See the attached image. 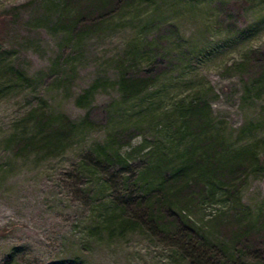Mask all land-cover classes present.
<instances>
[{
  "label": "rangeland",
  "instance_id": "1",
  "mask_svg": "<svg viewBox=\"0 0 264 264\" xmlns=\"http://www.w3.org/2000/svg\"><path fill=\"white\" fill-rule=\"evenodd\" d=\"M63 2L0 0V264H216L146 230L94 234L107 176L80 162L97 145L127 157L128 169L107 178L101 194L131 192L155 150L174 155L190 146L174 133L189 101L209 105L206 135L224 149L253 145L264 155V88L254 90L258 70L247 63L264 65V0H127L86 28ZM123 75L151 84L126 101L116 86ZM41 106L74 123V134L61 150L15 153L16 139L33 133L25 116ZM238 199L249 218L264 220V176L247 177ZM192 205L186 214L200 233L232 210L209 200Z\"/></svg>",
  "mask_w": 264,
  "mask_h": 264
},
{
  "label": "trees",
  "instance_id": "2",
  "mask_svg": "<svg viewBox=\"0 0 264 264\" xmlns=\"http://www.w3.org/2000/svg\"><path fill=\"white\" fill-rule=\"evenodd\" d=\"M126 1L64 0L62 6L63 10L69 5L74 7L73 23L86 28L111 19ZM57 23L60 25V17ZM247 63H252L258 70L252 87L260 93L264 88V65L254 58L247 59ZM150 80L147 76L123 75L116 86L121 98L127 101L146 91ZM77 100L79 104L85 99ZM209 114L207 103L189 101L178 113L174 133L179 140L190 139V146L174 155L160 150H155L153 155L151 150L143 153L144 157L152 155V161L137 170L130 183L131 192L123 187L106 200L101 194L105 182L116 178L118 172L128 169L131 163L125 156L109 154L105 146L93 148L91 159L82 160L81 168L90 169L98 179L100 174L108 178L105 182L103 178L98 188L103 208L99 204L94 234L113 238L146 230L170 241L186 255L216 264H247L241 261L242 258L258 264L264 259V220L249 218L248 210L238 199L247 177L264 176V155H258L260 153L253 145L234 151L224 149L217 136L206 135ZM24 122L31 126L33 133L16 139L15 153L61 150L77 128L64 116L48 114L44 106L31 109ZM81 124L87 126L91 122L84 117ZM132 153L133 150L129 155ZM205 200L223 202L232 210L224 220L213 217L215 222L209 231L200 233L203 230L194 227L186 213L189 206Z\"/></svg>",
  "mask_w": 264,
  "mask_h": 264
}]
</instances>
